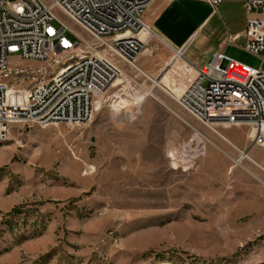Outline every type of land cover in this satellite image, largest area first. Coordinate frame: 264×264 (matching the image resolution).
<instances>
[{"label":"rangeland","instance_id":"obj_1","mask_svg":"<svg viewBox=\"0 0 264 264\" xmlns=\"http://www.w3.org/2000/svg\"><path fill=\"white\" fill-rule=\"evenodd\" d=\"M151 2L144 20L152 28ZM160 39L151 35L137 63L153 79L171 64L168 77L132 121L109 99L84 125L16 126L0 142V264H264V170L246 157L238 162L233 145L179 104L175 89L195 72ZM226 54L264 68L261 56L242 47ZM10 61L28 72L44 65ZM124 67L133 87L155 86ZM39 78L6 80L20 88ZM219 130L247 148V127ZM231 157L238 162L232 172Z\"/></svg>","mask_w":264,"mask_h":264},{"label":"built area","instance_id":"obj_2","mask_svg":"<svg viewBox=\"0 0 264 264\" xmlns=\"http://www.w3.org/2000/svg\"><path fill=\"white\" fill-rule=\"evenodd\" d=\"M210 1L215 9L224 1L246 3L244 49L264 61V0ZM151 3L0 0V142L8 141L16 126L88 123L110 99V90L126 73L124 66L141 70L138 57L154 33L144 20ZM143 31L149 32L148 39L141 37ZM12 56L44 65L30 72L13 68ZM190 68L195 75L182 86L179 104L220 136V128L247 127V148L230 144L264 170V68L244 65L223 52L201 68ZM14 73H33L40 78L19 88L6 80ZM256 147L262 150L261 159L251 154ZM231 159L235 167L237 162Z\"/></svg>","mask_w":264,"mask_h":264},{"label":"crops","instance_id":"obj_3","mask_svg":"<svg viewBox=\"0 0 264 264\" xmlns=\"http://www.w3.org/2000/svg\"><path fill=\"white\" fill-rule=\"evenodd\" d=\"M150 12L148 20L159 39L172 50L181 51L184 61L194 68L207 65L218 52L226 54L229 46L244 49L247 43L248 11L244 1H224L215 9L210 0H156ZM143 57L142 53L138 61ZM213 152L228 168L229 160Z\"/></svg>","mask_w":264,"mask_h":264},{"label":"bare ground","instance_id":"obj_4","mask_svg":"<svg viewBox=\"0 0 264 264\" xmlns=\"http://www.w3.org/2000/svg\"><path fill=\"white\" fill-rule=\"evenodd\" d=\"M153 36H156L157 38H159L158 34L156 32L152 33ZM141 37L143 39H148L149 38V32L147 31H143L141 33ZM144 55V52H143ZM177 56L182 60V52H177ZM184 61V60H183ZM185 62V61H184ZM186 63V62H185ZM171 65V64H170ZM170 65L165 69V71L161 74V76L157 77L156 79H153L152 77H149L147 73H145L142 68H141V72H143L146 76H148L149 78H151L154 82H155V86L152 88H143V89H137L135 87H133L131 80L127 77L126 73H124L115 83V85L113 86L115 89L114 93L112 95H110V99H112V109L113 111L120 115V116H124L125 118L128 119L127 122L132 121L135 116L138 115V111L139 108L149 99V98H156L155 96V87H160L163 88L161 82L164 80L165 77H168L169 74V67ZM186 65H188L186 63ZM188 68H190V66L188 65ZM191 69V68H190ZM168 71V73H166ZM175 90H181L179 92V94L182 93L183 88L182 87H178ZM126 96H130L131 99H128ZM125 106V107H124ZM222 136H220L224 141L228 142V143H232L234 144L230 139H228L222 132H220ZM236 147H238L236 144H234ZM239 148V147H238ZM240 149V148H239ZM242 150V149H241ZM243 155V156H242ZM242 158L241 160L246 157L245 153L241 154ZM241 160H237L238 162H240ZM236 161V162H237ZM237 162V165H238ZM234 169V167L232 168V170ZM231 170V172H232ZM164 264H172L170 262H166Z\"/></svg>","mask_w":264,"mask_h":264}]
</instances>
